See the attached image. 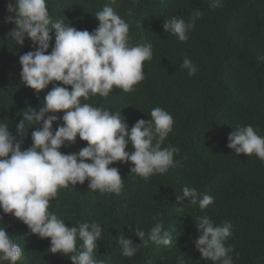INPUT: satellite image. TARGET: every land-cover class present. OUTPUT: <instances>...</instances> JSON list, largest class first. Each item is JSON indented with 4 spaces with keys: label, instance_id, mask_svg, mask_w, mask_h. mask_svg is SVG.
I'll use <instances>...</instances> for the list:
<instances>
[{
    "label": "trees",
    "instance_id": "1",
    "mask_svg": "<svg viewBox=\"0 0 264 264\" xmlns=\"http://www.w3.org/2000/svg\"><path fill=\"white\" fill-rule=\"evenodd\" d=\"M212 2L47 0L53 21L62 19L89 32L98 27L95 13L105 5L112 6L129 23L133 44H153V59L144 62L145 78L135 85L134 92L114 87L107 98L96 95L87 101L81 98L82 103L119 111L129 128L140 119H151L154 107L165 109L174 119L164 146L172 144L180 149L174 157L180 162L177 167L145 181L130 174L131 162H115L110 167L119 169L124 182L119 196L91 191L85 180L75 188L60 190L50 202L49 210L69 227L82 220L101 224L96 256L106 264H176L181 254L185 264H213L195 249L199 235L195 218L205 214L216 225L231 223L232 235L226 246L234 248L229 254L234 264H264V162L255 154L237 155L227 146L237 124L259 128L264 136V0H222V6L216 8L210 7ZM8 3L0 0V119L6 118L24 150L32 144L31 133L38 125L27 126L23 136L17 135L16 125L25 109L42 105L52 85L37 96L23 84L19 57L38 46L28 38L23 46L7 39L15 27L7 22L14 15L8 11ZM196 11L201 15L186 41L163 30L164 19L182 16L187 21ZM50 36L54 44V30ZM185 57L197 66L193 76L181 67ZM66 87L71 90V86ZM57 115L62 117L63 112ZM61 123L54 122L53 128ZM85 146L87 142L77 137L74 144L60 151L69 154ZM126 150L133 151L132 146ZM185 186L197 188L201 198L212 196L214 203L201 211L198 204H187L188 198L178 202L177 195L182 196ZM156 221H162L172 233L173 246L164 248L150 242L134 257H123L116 244L119 236L141 243L129 229L138 227L147 233ZM3 225L24 250L18 264H72L68 256L50 251V238L32 234L27 225L0 210Z\"/></svg>",
    "mask_w": 264,
    "mask_h": 264
},
{
    "label": "clouds",
    "instance_id": "2",
    "mask_svg": "<svg viewBox=\"0 0 264 264\" xmlns=\"http://www.w3.org/2000/svg\"><path fill=\"white\" fill-rule=\"evenodd\" d=\"M111 3L116 4L117 0ZM219 6L222 0L210 4L211 8ZM7 9L14 13L7 22L15 25L7 39L23 46L28 38L38 46L19 57L23 84L37 96L50 84L52 88L42 105L23 111V119L16 125L19 136L24 135L27 126L38 125L31 133L32 144L26 149L22 150L21 142L10 132L6 118L0 119V210L27 225L32 234L50 238V251L68 256L72 264H106L96 256L97 241L102 239L101 224L82 220L69 227L60 215L49 210L50 202L60 190L75 188L85 180L91 191L119 196L124 182L119 169L110 167L115 162H131L130 174L145 181L179 165L174 157L180 149L172 144L164 146L174 126L172 115L165 109L154 107L151 119H140L129 128L119 111L81 101L96 95L107 98L114 87L124 93L134 92L135 85L145 78L144 62L153 59V44H133L129 23L109 5L95 13L99 23L91 32L77 30L62 19L53 21L47 0H9ZM127 14L131 16V10ZM200 15L196 11L187 21L182 16L164 19L163 30L186 41ZM181 67L187 69L189 76L197 72V66L187 57ZM66 86H71V90ZM61 112L62 117L57 115ZM60 120L62 123L54 129L53 123ZM259 131L252 125L237 124L228 137V148L237 155L255 154L264 162V136ZM77 137L87 146L69 154L60 151L74 144ZM129 145L131 152L126 150ZM181 193L182 196L177 195L178 202L188 198L187 204H198L201 211L214 203L210 195L201 198L195 187L185 186ZM195 222L199 233L195 249L201 258L213 264H234L229 255L234 248L226 246L232 235L231 223L216 225L207 214L196 216ZM129 231L141 243L120 235L116 244L126 258L134 257L150 242L164 248L174 244L172 233L162 221H156L147 233L138 227ZM23 254L5 226H0V264H18ZM176 264H185L184 255L176 258Z\"/></svg>",
    "mask_w": 264,
    "mask_h": 264
}]
</instances>
